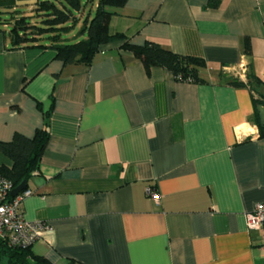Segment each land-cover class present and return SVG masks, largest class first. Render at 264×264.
<instances>
[{"label": "crops", "instance_id": "0c3cea01", "mask_svg": "<svg viewBox=\"0 0 264 264\" xmlns=\"http://www.w3.org/2000/svg\"><path fill=\"white\" fill-rule=\"evenodd\" d=\"M125 1L109 9L110 33L202 57L204 82L147 74L119 41L64 65L0 31V141L32 137L48 116L21 209L50 232L31 250L52 264H264V232L245 220L264 202V136L249 88L226 81L245 82L248 66L264 81V0ZM0 165H12L1 152Z\"/></svg>", "mask_w": 264, "mask_h": 264}, {"label": "trees", "instance_id": "16d2710c", "mask_svg": "<svg viewBox=\"0 0 264 264\" xmlns=\"http://www.w3.org/2000/svg\"><path fill=\"white\" fill-rule=\"evenodd\" d=\"M93 2L94 0H36L29 10L30 13L35 12L36 16L9 7L7 9L12 11L9 16L1 17L0 11V31L7 34L10 48L35 45L43 47L47 44L55 50L56 58L64 65L89 66L104 44L119 41L122 49L130 51L139 59L147 74L152 68H163L176 81L204 82L201 71L206 67V62L202 57L177 54L152 41L142 45L132 44L122 34L110 33L109 22L113 11L109 9L124 6L125 0H96L94 15L90 17L87 13L78 32L84 37L75 42H65L62 35L77 24L84 10L83 4ZM208 5H216V1L210 0ZM4 25L6 30L2 28ZM243 50L246 54L250 52L248 38L244 39ZM226 81L236 87L249 88L255 108L253 116L258 135L264 136V125L260 123L256 109L257 105H264V95L259 91L264 81L251 70V66H248L245 82L238 78H227ZM47 124L46 114L43 126L36 129L32 137L16 133L10 141H0V152L12 162L8 167L0 165V174L8 178L14 188L22 181L27 182L37 170L48 142ZM31 247H12L0 240V264H52L46 258L34 254Z\"/></svg>", "mask_w": 264, "mask_h": 264}, {"label": "built area", "instance_id": "2783aa9c", "mask_svg": "<svg viewBox=\"0 0 264 264\" xmlns=\"http://www.w3.org/2000/svg\"><path fill=\"white\" fill-rule=\"evenodd\" d=\"M14 189L12 182L0 174V240L12 247H30L44 234L49 233L45 223L31 222L24 218L22 202L31 194L25 189L16 196H11ZM146 195L154 202H159V194L151 186L146 187ZM246 228L249 231L264 232V202H258L245 214Z\"/></svg>", "mask_w": 264, "mask_h": 264}, {"label": "rangeland", "instance_id": "374dc122", "mask_svg": "<svg viewBox=\"0 0 264 264\" xmlns=\"http://www.w3.org/2000/svg\"><path fill=\"white\" fill-rule=\"evenodd\" d=\"M17 9H18V11H22V12H29V10H27V7L18 6ZM83 9H84L83 13L80 15V17L78 16L79 17L78 19H80V20H78V23L73 28H70V30H68L66 33H64L62 35L65 42H75V41L84 37V35H79L78 32L80 31V28L82 26L83 18H85L87 13H89L90 17H92L94 15L95 6L92 3H84ZM1 12H2L1 17H3V16H7V15L9 16V12H12V11H11V9H4ZM4 12H7V13H4ZM31 14H33L32 16H36V15H34L35 12H33V13L29 12V15H31ZM32 18H35V17H32ZM34 20L36 21V18ZM4 30H6V28Z\"/></svg>", "mask_w": 264, "mask_h": 264}, {"label": "water", "instance_id": "95a60500", "mask_svg": "<svg viewBox=\"0 0 264 264\" xmlns=\"http://www.w3.org/2000/svg\"><path fill=\"white\" fill-rule=\"evenodd\" d=\"M257 112L259 114L260 123L264 125V105H257L256 106ZM26 189V181H22L18 186H16L11 191V196H16L20 191H23Z\"/></svg>", "mask_w": 264, "mask_h": 264}]
</instances>
